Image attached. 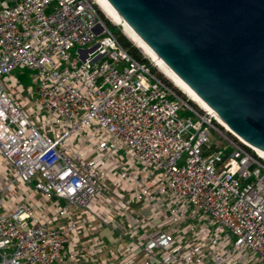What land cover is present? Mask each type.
Returning <instances> with one entry per match:
<instances>
[{
    "label": "built area",
    "instance_id": "1",
    "mask_svg": "<svg viewBox=\"0 0 264 264\" xmlns=\"http://www.w3.org/2000/svg\"><path fill=\"white\" fill-rule=\"evenodd\" d=\"M174 87L92 0H0V264H264V157Z\"/></svg>",
    "mask_w": 264,
    "mask_h": 264
},
{
    "label": "water",
    "instance_id": "2",
    "mask_svg": "<svg viewBox=\"0 0 264 264\" xmlns=\"http://www.w3.org/2000/svg\"><path fill=\"white\" fill-rule=\"evenodd\" d=\"M107 1L230 133L264 154V0Z\"/></svg>",
    "mask_w": 264,
    "mask_h": 264
},
{
    "label": "bare ground",
    "instance_id": "3",
    "mask_svg": "<svg viewBox=\"0 0 264 264\" xmlns=\"http://www.w3.org/2000/svg\"><path fill=\"white\" fill-rule=\"evenodd\" d=\"M99 5L103 8V10L112 17L113 20L116 22H119L123 26H125V30L128 33L129 37L136 43V45L139 47V49L147 55L149 58H151L155 63L157 62L158 67L161 69V71L171 80L173 83L179 87L184 93L191 96L192 99H196L200 104H202L204 107H206L212 114H214L218 120L219 123L224 125L227 129V125L221 120V118L214 113L207 104H205L198 96L197 94L183 81L181 80L166 64L165 62L159 58L153 50L132 30V28L127 24V22L120 16V14L109 4L107 0H98ZM230 130V129H229ZM263 157L264 154L257 150Z\"/></svg>",
    "mask_w": 264,
    "mask_h": 264
},
{
    "label": "rangeland",
    "instance_id": "4",
    "mask_svg": "<svg viewBox=\"0 0 264 264\" xmlns=\"http://www.w3.org/2000/svg\"><path fill=\"white\" fill-rule=\"evenodd\" d=\"M93 1V3L95 4V6H96V8H97V10L99 11V13H101V15H102V17H104V19H106V20H108L112 25H114L115 27H117V29L118 30H120L121 32H122V34L124 35V36H126V38H128V40L134 45V46H136L138 49H139V47L136 45V43L129 37V35H128V33L126 32V30H125V26H123L122 24H120L119 22H116L115 20H113L112 19V17H110L104 10H103V8L101 7V5H99V2H98V0H92ZM77 50H78V48L76 49V50H74V55H76V52H77ZM140 50V49H139ZM140 52H141V54L145 57V58H147L150 62H151V64H152V66H154L156 69H157V71L159 72V73H161L165 78H167L174 86H176L174 83H173V81H171L162 71H161V69L158 67V65H157V62L155 63V61H153L151 58H149L147 55H145L141 50H140ZM16 74V76L17 77H19L20 78V80H21V82L25 85V86H34L35 87V89L37 88V86L30 80V74L28 73V72H20V71H18V72H16L15 73ZM177 87V86H176ZM177 88H179V87H177ZM180 89V88H179ZM181 90V89H180ZM181 92L183 93V94H185V96L188 98V99H190L191 101H194L202 110H208L206 107H204L202 104H200V102H198L196 99H192V97L191 96H189V95H187L186 93H184L182 90H181ZM213 116H215L214 114H213ZM215 118H216V116H215ZM217 119V118H216ZM214 120V119H213ZM216 121V120H215ZM218 121V120H217ZM216 121V122H217ZM221 124V123H220ZM222 125V124H221ZM222 126H224V125H222ZM224 128V130H225V132L226 131H228L229 133H230V131H229V129H227L225 126L223 127ZM230 134H232V133H230ZM232 137L233 138H235L236 136L235 135H233L232 134Z\"/></svg>",
    "mask_w": 264,
    "mask_h": 264
},
{
    "label": "trees",
    "instance_id": "5",
    "mask_svg": "<svg viewBox=\"0 0 264 264\" xmlns=\"http://www.w3.org/2000/svg\"><path fill=\"white\" fill-rule=\"evenodd\" d=\"M99 12V11H98ZM101 18L107 23V25L115 32L119 42L121 43V45L129 52V54L135 58L136 60H138L139 62H141L142 64H145L147 66H150L151 67V70L153 73H156L158 74L167 84H169L170 86L174 87V85L167 79L165 78L161 73H159L157 71V69L152 66L151 62L145 58L140 50L134 46L129 40L128 38H126V36H124L122 34V32L120 30L117 29V27H115L114 25H112L108 20L104 19V17H102L101 13H99ZM175 88V87H174ZM176 89V88H175ZM177 92L181 95V97L184 99V100H188V98L185 96V94H183L180 90L176 89ZM192 105L193 102L189 101ZM196 107V105H195ZM222 128V127H221ZM224 130V128H222ZM228 135H230L232 137V134H230L229 132H227ZM235 140H237L236 138H234ZM238 141V140H237ZM249 151H251L252 153H254V151H252L250 148L246 147Z\"/></svg>",
    "mask_w": 264,
    "mask_h": 264
}]
</instances>
